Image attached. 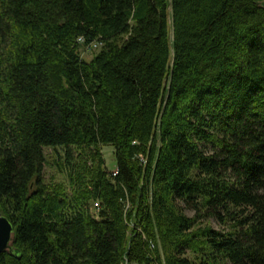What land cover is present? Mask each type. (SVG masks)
Here are the masks:
<instances>
[{"label": "trees", "instance_id": "trees-1", "mask_svg": "<svg viewBox=\"0 0 264 264\" xmlns=\"http://www.w3.org/2000/svg\"><path fill=\"white\" fill-rule=\"evenodd\" d=\"M259 1L0 0V264H264Z\"/></svg>", "mask_w": 264, "mask_h": 264}, {"label": "rangeland", "instance_id": "rangeland-1", "mask_svg": "<svg viewBox=\"0 0 264 264\" xmlns=\"http://www.w3.org/2000/svg\"><path fill=\"white\" fill-rule=\"evenodd\" d=\"M98 50L96 49H82L81 56L84 59H90L92 55ZM75 147H72L73 157L70 162L66 161L63 156V149L58 148L57 152L53 151L51 148H44V153L46 157L45 164L43 166L42 177L45 183L61 182L68 186V179L70 173H79L81 171V160L89 159L90 149H85L82 153L79 152ZM100 151L104 159V166L107 170L112 171L115 169V158L113 155V148L111 145H101ZM185 213L188 216L193 215V211L185 209ZM201 224H209L213 228H221L214 218H209L208 220H202ZM13 245L11 244V249ZM10 249V250H11ZM17 249V248H15Z\"/></svg>", "mask_w": 264, "mask_h": 264}, {"label": "water", "instance_id": "water-1", "mask_svg": "<svg viewBox=\"0 0 264 264\" xmlns=\"http://www.w3.org/2000/svg\"><path fill=\"white\" fill-rule=\"evenodd\" d=\"M258 5L264 8V0ZM16 239V228L10 223L6 216L0 215V253L11 249V244ZM18 252V249H14Z\"/></svg>", "mask_w": 264, "mask_h": 264}, {"label": "built area", "instance_id": "built-area-1", "mask_svg": "<svg viewBox=\"0 0 264 264\" xmlns=\"http://www.w3.org/2000/svg\"><path fill=\"white\" fill-rule=\"evenodd\" d=\"M78 41L79 42H82V39L81 38H78ZM99 46V44L97 42H92L90 43L89 45L86 46V49L89 48V49H96L97 47ZM97 203H95L96 205ZM150 247L153 248L154 247V244L153 243H150Z\"/></svg>", "mask_w": 264, "mask_h": 264}]
</instances>
